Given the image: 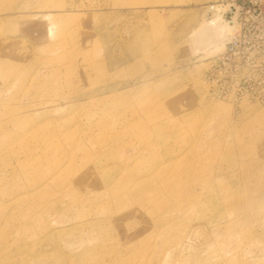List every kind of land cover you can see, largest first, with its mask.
Segmentation results:
<instances>
[{"label": "rangeland", "instance_id": "obj_1", "mask_svg": "<svg viewBox=\"0 0 264 264\" xmlns=\"http://www.w3.org/2000/svg\"><path fill=\"white\" fill-rule=\"evenodd\" d=\"M202 263L264 264V0H0V264Z\"/></svg>", "mask_w": 264, "mask_h": 264}, {"label": "bare ground", "instance_id": "obj_2", "mask_svg": "<svg viewBox=\"0 0 264 264\" xmlns=\"http://www.w3.org/2000/svg\"><path fill=\"white\" fill-rule=\"evenodd\" d=\"M220 25H218V23H217V21H214V20H212V21H210L209 23H205L204 25L202 24L201 25V28H199L201 31H200V33H199V35H200V37L202 38L203 37V42H204V38H206V37H208V32L209 31H213L214 30V28H218L219 30H220ZM218 31V30H217ZM199 32V31H198ZM211 33V32H210ZM193 151V150H192ZM198 151V150H197ZM199 153V152H198ZM201 155V154H200ZM203 155H205V153L203 154ZM202 158H203V156H202ZM206 159V158H205ZM204 160V159H203ZM207 160V159H206ZM202 161V160H201ZM154 163H152V162H150V163H148L147 164V174H148V172L149 173H154V176L156 175L157 176V174L161 171V168L159 167V164H157V165H155ZM174 174H176V173H174ZM172 179H173V181H172V183H174L175 182V178L176 177H174V176H172L171 177ZM127 184V183H126ZM127 186V185H126ZM203 264V263H202Z\"/></svg>", "mask_w": 264, "mask_h": 264}]
</instances>
